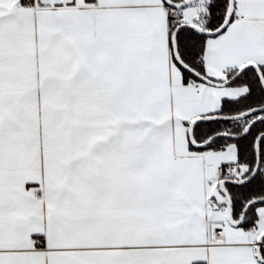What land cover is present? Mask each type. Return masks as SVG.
I'll list each match as a JSON object with an SVG mask.
<instances>
[{
	"label": "snow or ice",
	"instance_id": "6c2138e0",
	"mask_svg": "<svg viewBox=\"0 0 264 264\" xmlns=\"http://www.w3.org/2000/svg\"><path fill=\"white\" fill-rule=\"evenodd\" d=\"M0 264H264V0H0Z\"/></svg>",
	"mask_w": 264,
	"mask_h": 264
}]
</instances>
